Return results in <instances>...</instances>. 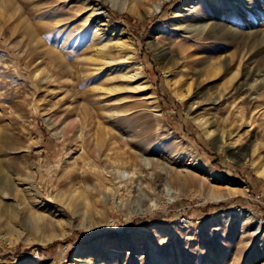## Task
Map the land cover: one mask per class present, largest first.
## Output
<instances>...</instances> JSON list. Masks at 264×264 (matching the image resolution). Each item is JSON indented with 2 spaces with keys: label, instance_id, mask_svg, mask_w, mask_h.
<instances>
[{
  "label": "rangeland",
  "instance_id": "rangeland-1",
  "mask_svg": "<svg viewBox=\"0 0 264 264\" xmlns=\"http://www.w3.org/2000/svg\"><path fill=\"white\" fill-rule=\"evenodd\" d=\"M111 4L0 0V264H264V176L249 160L257 142L264 164V0ZM94 25L98 44L132 39L141 78H107L134 67L113 47L98 71ZM177 78L190 82L183 101ZM228 127L240 159L228 137L211 141ZM124 151L149 165L96 178ZM210 169L246 190L212 199L227 191Z\"/></svg>",
  "mask_w": 264,
  "mask_h": 264
},
{
  "label": "bare ground",
  "instance_id": "bare-ground-1",
  "mask_svg": "<svg viewBox=\"0 0 264 264\" xmlns=\"http://www.w3.org/2000/svg\"><path fill=\"white\" fill-rule=\"evenodd\" d=\"M112 1V6L114 7L115 6V4H114V2H116L117 0H111ZM155 4V3H154ZM159 6H160V4L159 3H157V4H155L154 6H153V8H152V12H156V11H158V8H159ZM1 9V8H0ZM97 10L96 9H93V10H91V12H90V14H89V16H88V18H87V20H86V22H90V19H92V18H94V16L97 14ZM100 12V11H99ZM104 15H105V13H104ZM107 17V16H106ZM109 17V16H108ZM107 17V18H108ZM88 24V23H87ZM104 24V23H103ZM102 24V25H103ZM93 28L95 29L94 30V32L92 33V35H91V37H90V39H89V41H88V43H89V45H90V47H92L93 48V54H91V56H88L87 58L89 59V60H91V61H98L99 62V64H100V66H99V70L98 71H100L101 70V68H102V65H105V64H109V65H111L112 64V62H113V60H112V58L108 55V52L112 49V47H113V49H115V52H116V55H118V56H122L123 54H127V55H129V56H131V59L133 60V62H134V67L132 68V69H129L128 67H124V68H121L119 71H117L116 73H118V74H115V71H112V70H110V68H109V74H108V76H107V78L108 79H121V80H124V81H126V80H131V79H133V78H135V77H139V78H141L142 76H143V71H142V66L139 64V63H137L136 61H135V58H136V53H135V46H134V44H133V41H132V39H130V38H125V39H123V38H121V37H119V38H115V40L113 41V44H112V47L111 46H108V41H106L105 43H101V44H98L97 43V39L100 37V36H102L101 35V33H99V29L98 28H96V26L94 25L93 26ZM111 42V41H110ZM112 43V42H111ZM110 43V44H111ZM162 52V51H161ZM165 53V52H164ZM119 61V60H118ZM121 61V60H120ZM130 61V60H129ZM123 64V63H122ZM105 66H107V65H105ZM209 66H210V71L215 75L216 74V72H219L220 70H221V67H220V64L219 65H217L216 63H213V60H209ZM98 66H96V68H97ZM96 71V70H95ZM102 71V70H101ZM100 71V72H101ZM99 72V73H100ZM37 75V73L35 74V76ZM235 76H236V74L235 73H232L231 74V76H229V81L231 82V81H233V79L235 78ZM102 77H104V76H102ZM105 80V79H104ZM113 81V80H112ZM132 83V82H131ZM168 84L169 85H172V90H173V93L175 94V96L179 99V100H181V101H183L184 99H186V96L187 95H190V93H191V86H190V82L189 81H187V82H181V80L180 79H170V81H168ZM117 85V84H116ZM183 88V91L181 90L182 88ZM128 87V86H127ZM130 87V86H129ZM179 87L181 88V89H179ZM118 88V87H117ZM117 88H114V87H110V88H103L104 89V91H107V92H112V91H115V90H120V88L119 89H117ZM228 88V87H227ZM124 89V88H123ZM122 90V89H121ZM134 90V89H133ZM108 93V94H109ZM151 98V97H150ZM196 103L197 104H199V101H196ZM197 121H198V123L200 124V126L204 129V132L206 133V135L208 136V137H211L212 136V133L214 132L213 130H211L210 128H209V125H208V121H207V119L206 118H203V116H198V118H197ZM245 121H247L246 119H243L242 120V122H241V124H245V123H248V122H245ZM233 125V124H232ZM248 126L250 125V124H247ZM232 127V126H231ZM245 127V126H244ZM227 129H229V127L227 128ZM106 135H107V133H106ZM105 135V136H106ZM105 136H103L102 135V137L103 138H101L100 140H98L99 141V144H100V148H104V146H105V139H104V137ZM226 137H228L230 140H232V142H231V145H230V147L232 148V151H231V153L233 154V155H235V157H242V155H243V153H242V149L241 148H238V137H239V135L237 134V132H235V133H233V131H231L230 129L229 130H226V128L223 130H221L220 131V133H219V136H218V138H213V139H211V141L214 143L216 140H220V142H222V143H225V141H226ZM112 141V140H111ZM116 141V140H115ZM120 141V140H119ZM112 143V142H111ZM114 144V143H113ZM115 144H117V142L115 143ZM251 148V152H250V156H249V160L250 161H252V163H253V165L257 168V172L260 174V175H263L264 176V164L263 163H258V161L256 160L259 156H260V152H259V144L257 143V142H255V143H252L251 144V146H250ZM188 155H187V158L188 159H191V160H193V161H195V159H196V155H195V153L194 152H189L188 151V153H187ZM114 158L115 159H113L112 161V163H114V166H115V170L114 171H110V170H105V172H103V171H95L94 172V174H95V176H96V178H98L99 176L100 177H102V176H105V174H109V175H113L115 178H117L119 181H126V180H128L129 179V181H130V179H132L131 177V173H135L136 171H133V172H130L129 170H126V169H121V168H119V165L120 164H122V165H125L126 163H129L130 165V167L131 166H133V168L132 169H134L135 170V167H136V165H140V163H139V161H143L144 163L143 164H146V165H149V164H147V163H149V162H147V159H145V160H140L139 159V161H138V156L136 155V154H132V155H127V153H126V151H124V152H122V155L120 154V155H116V156H114ZM97 159V158H96ZM240 159V158H239ZM97 161V160H96ZM97 163V162H96ZM95 163V161H94V166L96 167V166H99V165H97ZM139 163V164H138ZM151 164V163H150ZM206 168V167H205ZM258 168H260L259 170H258ZM111 169V168H110ZM207 169V168H206ZM208 172H209V174H210V176H212V177H215V178H217L218 179V181H220L221 183H223V184H225V188H226V191H227V193L226 194H224V195H215L214 197H212L211 196V198L212 199H216V200H218L219 198H226V197H228L229 195H232V194H235V193H242L244 190H246V187H240V186H238V185H236L234 182H229V181H227V182H225V179L221 176V175H219V174H217L215 171H213V170H208ZM167 174V173H166ZM106 175V176H107ZM110 177V176H109ZM167 180V179H166ZM184 181H186V180H184ZM139 182V181H138ZM165 182V181H164ZM164 182H157L155 185L157 186V187H160V191L161 192H164V193H166L167 194V192H168V187H167V184L166 183H164ZM3 186V185H2ZM79 189V188H78ZM86 189V188H85ZM84 190V189H83ZM82 190V191H83ZM64 195H65V193H64ZM64 195H63V192H61V194H59V196L60 197H64ZM71 196H72V198H71V200H77V203H76V208L77 209H81V208H86L87 207V205H88V202H87V198H86V196H85V194H84V192H81V191H78L77 189H73L72 190V193H71ZM70 200H68V202H69ZM70 205V204H69ZM153 206H157L156 204H154ZM89 210V209H88ZM120 242V241H119ZM118 244V243H117ZM116 243H114V245H115V249L117 248V245ZM114 249V250H115ZM115 251H111L110 253L111 254H113ZM79 261H81V260H79ZM83 261V260H82Z\"/></svg>",
  "mask_w": 264,
  "mask_h": 264
},
{
  "label": "trees",
  "instance_id": "trees-1",
  "mask_svg": "<svg viewBox=\"0 0 264 264\" xmlns=\"http://www.w3.org/2000/svg\"><path fill=\"white\" fill-rule=\"evenodd\" d=\"M220 205H224L223 203H221Z\"/></svg>",
  "mask_w": 264,
  "mask_h": 264
}]
</instances>
